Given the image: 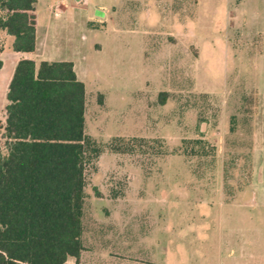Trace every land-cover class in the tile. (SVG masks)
<instances>
[{
  "label": "rangeland",
  "instance_id": "374dc122",
  "mask_svg": "<svg viewBox=\"0 0 264 264\" xmlns=\"http://www.w3.org/2000/svg\"><path fill=\"white\" fill-rule=\"evenodd\" d=\"M35 30L33 58L75 64L84 132L103 148L84 251L65 264H243L239 205L264 161V0H37ZM10 42L0 32V136ZM116 137L132 151L111 152Z\"/></svg>",
  "mask_w": 264,
  "mask_h": 264
},
{
  "label": "trees",
  "instance_id": "16d2710c",
  "mask_svg": "<svg viewBox=\"0 0 264 264\" xmlns=\"http://www.w3.org/2000/svg\"><path fill=\"white\" fill-rule=\"evenodd\" d=\"M36 1L0 0V32L11 37L9 50L34 52ZM6 101L0 264H65L70 257L78 262L84 251L86 171L103 152L84 132L85 85L70 61L21 59ZM107 147L113 153L132 151L118 137Z\"/></svg>",
  "mask_w": 264,
  "mask_h": 264
},
{
  "label": "crops",
  "instance_id": "0c3cea01",
  "mask_svg": "<svg viewBox=\"0 0 264 264\" xmlns=\"http://www.w3.org/2000/svg\"><path fill=\"white\" fill-rule=\"evenodd\" d=\"M239 1L242 2L243 0H239ZM236 14L238 15V12ZM240 15L241 17L246 19L247 15L245 10H243ZM233 18L235 19L236 16H234ZM233 18L231 19L234 20ZM14 53L16 55L12 60V66L9 75L4 80L5 95L7 93L8 84L13 74L14 68L19 60L31 59L36 63L40 61H48V60H38V58H33L31 56V54L36 53V43H35V50L32 53H21V52H14ZM36 57L39 56L36 55ZM2 66H3V62H2ZM73 68L76 77L78 78L74 63H73ZM6 104L4 106H6ZM257 150H258V154L260 152L264 153V144H258ZM253 182H255V185H252L253 188L251 191V197L247 198L246 200L243 198V201L239 205L240 206L239 210H242L241 213L242 222L240 223L241 226L239 229V234L244 245L243 249H245L246 251L245 255H242V261L243 264H264V161L258 163L257 176ZM245 220L247 221L245 222ZM254 246H256V252L255 250H252V247Z\"/></svg>",
  "mask_w": 264,
  "mask_h": 264
}]
</instances>
